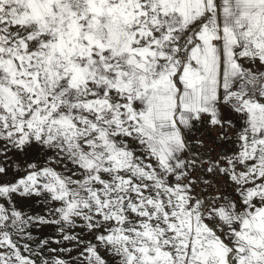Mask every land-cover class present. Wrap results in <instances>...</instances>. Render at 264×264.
<instances>
[{"label":"snow or ice","instance_id":"6c2138e0","mask_svg":"<svg viewBox=\"0 0 264 264\" xmlns=\"http://www.w3.org/2000/svg\"><path fill=\"white\" fill-rule=\"evenodd\" d=\"M0 264H264V0H0Z\"/></svg>","mask_w":264,"mask_h":264}]
</instances>
